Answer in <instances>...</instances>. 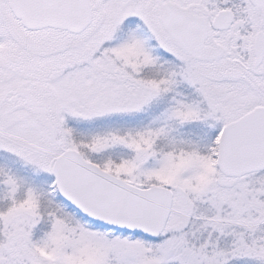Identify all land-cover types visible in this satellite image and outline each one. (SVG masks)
Here are the masks:
<instances>
[{"label":"snow or ice","instance_id":"1","mask_svg":"<svg viewBox=\"0 0 264 264\" xmlns=\"http://www.w3.org/2000/svg\"><path fill=\"white\" fill-rule=\"evenodd\" d=\"M0 264H264V0H0Z\"/></svg>","mask_w":264,"mask_h":264}]
</instances>
